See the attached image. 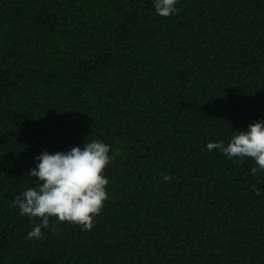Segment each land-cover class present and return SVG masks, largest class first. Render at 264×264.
I'll use <instances>...</instances> for the list:
<instances>
[{"label": "trees", "instance_id": "1", "mask_svg": "<svg viewBox=\"0 0 264 264\" xmlns=\"http://www.w3.org/2000/svg\"><path fill=\"white\" fill-rule=\"evenodd\" d=\"M176 7L0 0V264H264V170L207 149L264 120V0ZM87 138L117 149L110 199L30 238L35 157Z\"/></svg>", "mask_w": 264, "mask_h": 264}, {"label": "clouds", "instance_id": "2", "mask_svg": "<svg viewBox=\"0 0 264 264\" xmlns=\"http://www.w3.org/2000/svg\"><path fill=\"white\" fill-rule=\"evenodd\" d=\"M178 3L179 0H153L155 13L162 17L178 14ZM207 149H218L230 160L250 157L260 170H264V120L250 123L246 131H236L226 146L223 142H210ZM116 151L114 145L99 139L89 142L87 138L83 147L75 146L55 153L44 150L37 155L35 167L27 174L34 178V186L15 198L21 215L40 218V223L29 232V237L39 239L43 235L42 228L50 227L52 217L90 230L94 217L110 199L104 170ZM256 171L254 167L252 172ZM163 179L167 181L170 177L163 175ZM256 194L259 196L261 192Z\"/></svg>", "mask_w": 264, "mask_h": 264}]
</instances>
